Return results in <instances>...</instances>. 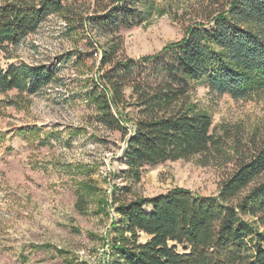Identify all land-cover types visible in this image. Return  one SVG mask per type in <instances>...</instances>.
<instances>
[{
	"label": "trees",
	"instance_id": "trees-1",
	"mask_svg": "<svg viewBox=\"0 0 264 264\" xmlns=\"http://www.w3.org/2000/svg\"><path fill=\"white\" fill-rule=\"evenodd\" d=\"M209 5L214 8L197 12L179 39L133 59L119 56L120 32L163 15L154 0H0V50L19 47L51 14L93 40L100 60L88 97L94 120L120 135L124 179L138 181L145 167L179 159L232 166L215 195L175 187L113 197L120 225L110 240L115 264H264V135L215 132L190 96L201 82L234 100L264 91V0ZM57 80L44 64L0 66V94H34ZM81 188L79 211L97 190L87 180ZM107 205L97 200L99 212ZM110 228L117 232L115 222Z\"/></svg>",
	"mask_w": 264,
	"mask_h": 264
},
{
	"label": "rangeland",
	"instance_id": "rangeland-1",
	"mask_svg": "<svg viewBox=\"0 0 264 264\" xmlns=\"http://www.w3.org/2000/svg\"><path fill=\"white\" fill-rule=\"evenodd\" d=\"M154 2L165 13L121 31L119 56L137 59L158 52L181 37L197 12L214 8L209 0ZM77 56L82 59L75 62ZM99 60L87 32L56 14L19 47L0 50L3 68L7 63L44 64L58 78L34 94H0V264H115L110 240L120 225L113 197H148L175 187L215 195L232 169L231 164L202 166L195 158L179 159L145 167L138 181L124 179L120 135L94 120L88 97ZM190 96L211 117L215 132L228 128L233 135H264V91L234 100L210 93L201 82ZM86 180L97 190L79 211L77 195ZM101 198L108 204L102 213L97 210Z\"/></svg>",
	"mask_w": 264,
	"mask_h": 264
}]
</instances>
